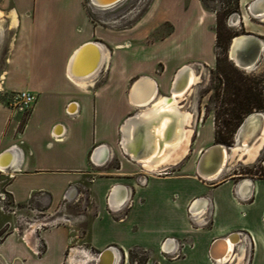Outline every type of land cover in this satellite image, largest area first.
I'll use <instances>...</instances> for the list:
<instances>
[{
    "label": "crops",
    "instance_id": "obj_1",
    "mask_svg": "<svg viewBox=\"0 0 264 264\" xmlns=\"http://www.w3.org/2000/svg\"><path fill=\"white\" fill-rule=\"evenodd\" d=\"M44 4L42 1L31 3L36 12L33 17L19 16L12 8L17 14V23L13 27L10 18L4 19L6 23L3 25L9 32L4 88L15 92L28 91L35 100L21 131L18 130L19 119L15 117V111L19 109L17 101H0V155L5 150L11 153L6 169L10 178L5 190L14 204H25L35 196L46 195L50 205L61 203L59 212H62L68 202L82 198L83 193L77 189L79 175L91 164H105L115 156V130L122 115H125L126 123L129 117L133 118L128 116L129 110L141 111L129 103L128 96L117 103L110 93L111 82L106 77L98 79L111 74L117 67L126 66L124 47L127 42L115 44L114 54L111 53L107 46L110 40L99 35L101 42L96 41L97 30L88 20L77 23L75 36L65 37L59 26L44 18ZM237 6V16H232L228 25L246 34L264 37V0H237ZM75 7L79 15V9ZM87 42L101 45L102 62L92 77L86 79V86H82L78 77L68 73V65L76 50ZM213 42L215 33L212 34ZM205 50L203 48V68L209 75L215 57L207 58ZM182 65L185 66L180 64L177 70ZM124 70L116 73L120 89L125 86L128 76ZM207 72H203V81ZM166 88L169 94V87ZM186 101L185 96L178 105L186 108ZM187 112L193 121L194 112ZM87 122L93 132L84 136L82 128ZM206 122L214 128L212 117ZM239 143L235 134L232 145ZM103 145L105 148L101 147ZM263 147L264 144L262 150ZM206 149L203 145L198 146L197 152L202 155L198 165L201 174H192L194 189L182 195L179 201L166 194L150 195L149 202L159 208L155 217L162 215L167 226L140 228L137 232L124 225L128 212L145 203L143 193L148 185L147 178L143 182L131 179V183L117 182L112 178L94 180L88 195L93 198L92 193L98 188L101 192L98 198L105 200V208L103 205L98 210L95 206L83 215L87 220L84 237L80 238L76 233L78 218L68 220L65 225L43 228L35 240L31 238L35 230L31 226L27 229L29 242L12 226L11 232L0 241V264H63L65 252L81 239H85L93 250L111 248L119 252L118 263L123 262L130 249L141 247L151 252L145 264H264V179L255 174L232 171L224 173L222 179L215 182L216 176L225 172L227 167L222 165L215 174L216 163L203 166ZM122 150L126 156L119 160L117 170L125 175L128 174L125 169L138 168V164L124 148ZM138 151L140 149L137 154ZM260 164L264 171V159ZM156 177L167 176L151 178ZM124 209L127 212L121 217ZM102 216L104 227L98 232L101 227L98 219ZM233 233L238 240L231 258L217 263L209 255L212 242ZM38 240L43 249L37 253Z\"/></svg>",
    "mask_w": 264,
    "mask_h": 264
},
{
    "label": "rangeland",
    "instance_id": "obj_2",
    "mask_svg": "<svg viewBox=\"0 0 264 264\" xmlns=\"http://www.w3.org/2000/svg\"><path fill=\"white\" fill-rule=\"evenodd\" d=\"M36 1L45 2L43 14L46 15L44 18L51 24L59 26L65 37L75 36L77 33V23L82 24L88 20L92 23L93 28L97 30V35L95 34L96 41L101 42V39L98 38L99 35H105L106 39L110 40L107 46L111 53L114 54L115 44L129 43V46L126 45L124 47L125 58L127 60L126 66L124 64L122 69L117 67L112 70L111 74H106L102 78L99 76L100 78H98L103 80L106 77L107 81L111 82L110 93L112 98L117 100V103L123 102L119 101L120 99L127 98L131 83L141 75L154 77L158 83V94L169 96L173 81L176 79L179 71L177 69L180 64L187 65L190 71L197 76V79L183 96V98L185 96L187 98V107L182 108L180 105L178 107L182 108L179 107V111L192 110L194 112L193 121L191 119V123L187 125V128L192 130V133L186 152L174 163L165 164L156 170L150 171L145 169L138 159H133L138 164V168H128L125 169V172L128 174H119L117 170L118 162L120 159H124L123 156H126L122 150L123 147H121L123 135L121 125L125 123V115H122V119L115 130L116 143L113 145L115 156L105 164L98 162H96V165L99 164L98 166L91 164L87 170L79 175L77 189L83 193L82 198L75 202H68L62 207V212H59V205L61 203L54 204L53 206L50 205L46 195L35 196L30 202L25 204H14L5 190V185L10 176L6 169L4 171L0 170V230L11 229L12 226H15L25 237L26 233L29 232L27 229L32 226L31 229L35 230L32 232L31 238L35 240L39 237V233L43 228L65 225L69 223L68 220L78 218L80 221L78 225H75L78 228L76 233L80 238L84 237V226L87 220L83 215L88 210H93L95 206H97L98 210L103 208V205L105 208V200L102 201L101 198H98L99 194H101L98 188H95V191H93V198L88 195L92 182L103 178H112L114 181L124 183H131V179L138 180L139 182L147 181L148 179L147 188L143 193V197L146 199L144 205L140 207L135 206L128 212V218L124 225L135 229L134 231H139L140 228L167 226V221L162 215L159 216L160 218L155 217V212L159 208L153 202H149L150 195L166 194L169 197L175 198V201H179L182 195L194 189L192 174L196 176H200L199 174H201L198 171V165L202 155L197 152L198 146L203 145V148H208L214 144L213 129L206 122L208 117L213 118V105L210 100V93H207L210 82V69L208 75L206 69L203 68V48L206 49L205 56L207 58L215 57L217 53L221 52L220 49H216L215 42L212 43V34L215 33L217 24V13L220 14L225 23L224 34L230 29L237 34H246V32L228 25L230 18L237 16L238 10L232 11L235 8V0H120L114 7L109 9L96 7L90 0H0V10L4 14V17L0 19V78L3 73L5 77L7 76L4 70L6 69L8 60L7 39L9 32L3 24L6 23L5 21L12 8L17 11L19 16L25 14L31 17L35 16L36 12L31 3L33 4ZM63 2H68L71 5H66ZM75 6L79 9V15ZM259 39L264 42V37H260ZM123 69H125L124 72L128 76L125 86L120 89L117 86L119 76L116 73ZM203 72H207L204 75V81ZM246 72L264 76V56H262V60L257 68ZM4 80L5 78L0 79L2 83ZM166 87H169V94L165 90L167 89ZM176 88H179V86L176 85ZM19 93L6 90L4 84H2L0 101L7 103L9 101L16 102L18 101L17 95ZM31 106L15 111V117L19 119V131L23 128V121L27 117ZM147 108L140 107L137 109L143 112L144 110H148ZM141 112L139 113L141 114ZM136 113H138V110H129L127 114L128 116H133ZM140 114L136 118L129 117L128 120L134 126L132 135L137 143L146 133L145 125L138 119ZM262 114L264 116L263 112ZM255 117L257 118L255 119L251 116L241 129L238 128L236 130L235 134L238 142L246 141L250 143L248 144L250 146H258L260 142L254 143L257 140L256 137L259 136L257 134L258 130H251L249 126L250 123L259 125L260 119L258 116ZM175 120L176 117L173 115L168 127L167 136L170 134ZM138 125H141V131L138 130ZM82 132L84 136L92 134L93 127L89 122L82 128ZM97 132L100 133V130ZM109 133L112 136L113 132ZM262 146L258 148L259 150L255 157L248 161H244L243 159L237 160L236 158L231 162H226L225 167H227V170L217 176L214 181L221 180L224 173L232 171L240 174H255L264 179V171L260 167L261 160L264 159V147L262 150ZM139 149L138 156L146 153L145 148L139 147ZM128 158L131 160V157ZM185 163L188 164L185 166ZM155 176L167 177L151 178ZM174 192L176 194L173 195ZM126 212L127 209H124L122 215ZM65 214L68 216H65ZM103 221V216L102 219H98V223L101 225L98 232L104 227ZM85 241V239H81L78 244L69 247L65 252L63 264H71L69 261L68 263L66 262V259L70 258V256L84 261L86 254L93 255L100 252L89 248ZM38 245L37 253L43 249L39 240ZM74 248L82 249L84 253H76ZM150 255L151 252L148 249L133 247L124 255L123 262L120 260L121 263H118L117 260L116 264H145L146 259Z\"/></svg>",
    "mask_w": 264,
    "mask_h": 264
},
{
    "label": "bare ground",
    "instance_id": "obj_3",
    "mask_svg": "<svg viewBox=\"0 0 264 264\" xmlns=\"http://www.w3.org/2000/svg\"><path fill=\"white\" fill-rule=\"evenodd\" d=\"M90 1L96 7L101 9H109L114 7L120 0ZM2 17H4V14L0 10V19ZM8 18H10L11 27H13L17 23V14L13 9L10 11ZM241 37L244 36H240V38ZM238 39L239 38H235V44L238 43ZM261 43L263 45L264 56V42L261 41ZM126 45L129 46V43L127 42ZM100 46L101 45L98 43L91 42L83 44L76 50L73 58H71L69 62L68 73L78 77V80L82 86H86V79L92 77V74L97 71L100 63L102 62ZM237 66L242 68L240 65ZM242 69L251 71L250 68ZM183 77H185V79H183ZM4 78L5 75L3 73L0 79ZM196 79L197 76L190 71V68L187 65L181 67L177 73L176 79L173 81V86L169 96L158 94V83L155 78L150 75H141L131 83L128 91L129 103L136 108L148 107V110H144L141 112V114L138 112V114H140L138 119H140V121L145 125L146 133L137 143L132 135V129L134 126L132 123H129L128 119L126 123L121 125V129L123 131L122 147L125 151H127L129 156L138 159L140 164L145 169L153 171L165 164L174 163L186 152L192 133V130L187 128V125L191 123L192 117L186 111H179L178 102L183 98L192 84L195 83ZM2 84L3 83L0 81V90L2 89ZM176 85H180L181 88H176ZM173 115L176 117V120L174 121L170 134L167 136L169 129L168 127ZM251 116L256 119L257 117L255 116L258 115L255 113L250 114L245 119L246 122ZM249 126L251 130L260 129L259 136L256 137L257 140L254 142L255 144L260 142L258 146L253 147L248 145L250 143H247L246 141H240L238 145L232 147L229 154H226L223 148L221 159L219 161V167L225 165L226 162H231L236 158L237 160L243 159L244 161H248L255 157L257 151L259 150L258 148H260L264 142L263 114L259 125L250 123ZM139 147L145 148L146 153L138 156L136 151L139 149ZM9 162L10 154H1L0 167L2 168H0V170L4 171V169H7ZM202 162L203 166H210L217 163L215 152L212 150L203 152ZM28 236L29 232H27L24 237L27 242H29ZM236 240H238L237 235L233 233L227 237L218 238V240L213 244L211 248V254L214 256L217 263H224L229 258H231ZM163 251H165V249H163ZM75 252L82 254L84 253V250H75ZM119 255V252H114L111 248H108L101 251V254L98 258L93 257L91 254H86V259L81 261L70 256L69 262L71 264H116Z\"/></svg>",
    "mask_w": 264,
    "mask_h": 264
},
{
    "label": "trees",
    "instance_id": "obj_4",
    "mask_svg": "<svg viewBox=\"0 0 264 264\" xmlns=\"http://www.w3.org/2000/svg\"><path fill=\"white\" fill-rule=\"evenodd\" d=\"M236 10L237 0L232 11ZM216 17L215 47L221 52L215 56L214 67L210 69L207 93L213 105V142L231 146L245 118L253 112H264V76L247 73L228 58L230 40L237 33L230 29L224 34L225 23L220 14ZM10 232V229H1L0 241Z\"/></svg>",
    "mask_w": 264,
    "mask_h": 264
},
{
    "label": "water",
    "instance_id": "obj_5",
    "mask_svg": "<svg viewBox=\"0 0 264 264\" xmlns=\"http://www.w3.org/2000/svg\"><path fill=\"white\" fill-rule=\"evenodd\" d=\"M240 36H244V37L240 38ZM235 38H239L237 41L238 43H236V44L234 42ZM262 56H263V45L261 43V40L258 37L251 35V34H244L243 33V34H237V35L233 36L232 39L230 40L229 49H228V58L236 66L240 65L242 68H250L251 70H253L255 67H257L259 60L262 58ZM254 113L257 114L260 119L262 118V112H254ZM133 118H135L134 115H133ZM245 123H246V120H244L242 126H244ZM140 127H141V125H138L139 131H141ZM258 130L260 133V129H258ZM101 147L105 148L104 145ZM232 147H234V145L226 146V145L217 144V143H214L210 147H208L207 150H212L213 152H215L216 157H217V163L214 167L213 173L216 174L218 172V170L221 168V167H219V163H220L219 161L221 159V154H222L223 148H224L226 154H229L231 152ZM207 150H205L204 152H206ZM4 152L10 153L9 150H5ZM199 166H200V162H199ZM199 168L201 170H203L202 167H199ZM217 240L218 239H215L212 242L211 247H210V251H209V255L213 259H215V258L211 254V248Z\"/></svg>",
    "mask_w": 264,
    "mask_h": 264
},
{
    "label": "built area",
    "instance_id": "obj_6",
    "mask_svg": "<svg viewBox=\"0 0 264 264\" xmlns=\"http://www.w3.org/2000/svg\"><path fill=\"white\" fill-rule=\"evenodd\" d=\"M17 96H18V101H17L18 104L17 105H18V108L21 109V110L25 109V108H29L33 104V102L35 100L34 95H32L28 91H22ZM171 241H174V240L171 239ZM100 254H101V251L96 253V254H93V257H97L98 258L100 256ZM213 260L215 261V259H213ZM68 261H69V258L66 259L67 263H68Z\"/></svg>",
    "mask_w": 264,
    "mask_h": 264
}]
</instances>
